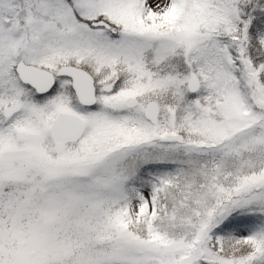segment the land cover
<instances>
[{
    "label": "snow or ice",
    "instance_id": "obj_1",
    "mask_svg": "<svg viewBox=\"0 0 264 264\" xmlns=\"http://www.w3.org/2000/svg\"><path fill=\"white\" fill-rule=\"evenodd\" d=\"M0 264H264V0H0Z\"/></svg>",
    "mask_w": 264,
    "mask_h": 264
}]
</instances>
